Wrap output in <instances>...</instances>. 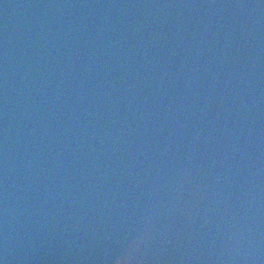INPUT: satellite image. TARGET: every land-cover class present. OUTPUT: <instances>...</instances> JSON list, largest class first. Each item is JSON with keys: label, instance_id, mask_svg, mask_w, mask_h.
Here are the masks:
<instances>
[{"label": "water", "instance_id": "95a60500", "mask_svg": "<svg viewBox=\"0 0 264 264\" xmlns=\"http://www.w3.org/2000/svg\"><path fill=\"white\" fill-rule=\"evenodd\" d=\"M4 264H264V0H0Z\"/></svg>", "mask_w": 264, "mask_h": 264}, {"label": "snow or ice", "instance_id": "6c2138e0", "mask_svg": "<svg viewBox=\"0 0 264 264\" xmlns=\"http://www.w3.org/2000/svg\"><path fill=\"white\" fill-rule=\"evenodd\" d=\"M0 264H4V261L3 260H0Z\"/></svg>", "mask_w": 264, "mask_h": 264}]
</instances>
